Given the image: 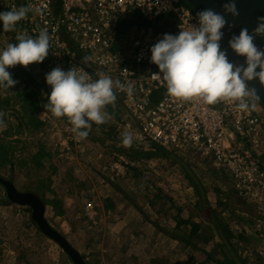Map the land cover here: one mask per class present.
Masks as SVG:
<instances>
[{"label":"rangeland","instance_id":"rangeland-1","mask_svg":"<svg viewBox=\"0 0 264 264\" xmlns=\"http://www.w3.org/2000/svg\"><path fill=\"white\" fill-rule=\"evenodd\" d=\"M6 1L0 0L1 7L4 8ZM139 18L137 15L131 16V20L138 23L141 22ZM137 29L132 26L134 35L138 33ZM14 39L0 25V49L8 43H16ZM12 68L14 71L22 68L33 81L38 84L42 82L43 69L37 63ZM16 80V88H23V79L17 77ZM41 94H44V90ZM3 100H7V105L6 111L0 107L3 114L0 140L13 142L16 151L12 161L16 165L13 170L8 166L1 167L0 176L11 181L19 192H28V184L33 188L38 187V176L43 178L45 184L51 182L50 187L62 200L66 214L53 217L52 209L45 206V218L72 248L87 257L85 261L92 260V264H198L190 263L189 256L193 251L189 246L172 241L154 226L158 222L171 235L184 232L182 228L173 232L174 221L171 217L157 214L155 210L163 205L164 209H170L169 215L191 219L203 229L214 224L219 220L210 213L211 208H216L213 188L226 190L225 179L229 174L225 170H208L207 161L167 149L159 153L157 159L137 158L130 162L120 153L122 149L129 151L130 147L123 145L118 129L117 137L114 131L97 126L87 137L78 138L63 117L58 118L43 111L39 113L43 130L16 135V115L7 111L12 106L17 112L20 110L19 104L14 106L18 102L14 87L6 89L0 86V102ZM262 114L264 116V112ZM107 121L112 126L117 124L111 117ZM88 130H92L91 126ZM40 150L42 155L50 156L42 158L43 166L38 169L32 160ZM114 164H123L124 169L113 168ZM132 166L136 172L130 169ZM186 175L195 183L201 182L199 196L194 194ZM5 196V190L0 185V264H71L56 243L43 234L36 236L33 227H25L24 220L29 214V211H25L27 207L2 201ZM45 197L51 198L52 194L46 193ZM167 198H171L172 203ZM105 199L113 202V211L104 209ZM241 202L248 203L257 209V215L264 216V208L258 209L244 199ZM88 203L97 212L96 220L100 214L96 227L84 215ZM235 208L236 213L252 224L235 219L226 212L222 219L229 216L227 218L234 233L244 231L248 242L234 238L230 245L216 235L215 242H221L223 250L234 260L240 256L250 262L255 261V252L262 254L264 251V221L242 213V205L235 204ZM192 244H196L195 240Z\"/></svg>","mask_w":264,"mask_h":264},{"label":"built area","instance_id":"built-area-1","mask_svg":"<svg viewBox=\"0 0 264 264\" xmlns=\"http://www.w3.org/2000/svg\"><path fill=\"white\" fill-rule=\"evenodd\" d=\"M22 6L30 11L11 32L35 38L41 29L47 30L49 71L57 66L65 71L82 69L92 79L105 73L125 88L131 85V93L114 92L124 113L118 132L132 134L134 149L147 150L155 144L176 152L191 151L225 170L240 198L264 208L261 106L251 98L246 110L230 99L207 104L199 97L178 98L167 92L162 79L153 76L158 68L150 61V48L164 34L177 35L180 28L197 23L196 13L185 0H8L4 9ZM132 15L150 22L169 16L174 23L156 31L140 28L135 35L132 29L126 35L118 32L120 22ZM112 167L124 169L123 164ZM84 215L97 226L91 203L86 204Z\"/></svg>","mask_w":264,"mask_h":264},{"label":"clouds","instance_id":"clouds-1","mask_svg":"<svg viewBox=\"0 0 264 264\" xmlns=\"http://www.w3.org/2000/svg\"><path fill=\"white\" fill-rule=\"evenodd\" d=\"M222 9V12L211 8L200 10L196 13L195 25L180 28L177 35L164 34L150 48V61L158 68V73H153V76L165 82L167 92L172 96L199 97L207 104L230 99L237 102L240 109L246 110L248 98L260 99L256 89L247 82L257 80L264 86V48H258L254 43L256 36L264 37V17H257V26L251 34L245 27L229 39L228 48L237 56L245 57V64L238 66L230 61L220 43L224 36L222 29L226 25L233 27L226 15L231 14L233 19L239 16L236 0H228ZM29 11V7L22 6L0 12L3 30L14 31L16 24L26 18ZM15 39L16 43H8L0 49V86L6 89L17 83L7 69L43 62L51 46V37L45 29H41L35 38L22 32ZM83 59L87 61V58ZM97 76V79H92L82 69L65 71L59 66L45 75L50 93L43 104L44 110L58 118L66 117L78 138L87 137L89 122H106V106L116 100L114 89L132 91L131 85L125 88L105 73ZM2 116L0 113V124L3 123ZM122 137L123 145L130 147L132 134L124 132Z\"/></svg>","mask_w":264,"mask_h":264},{"label":"trees","instance_id":"trees-1","mask_svg":"<svg viewBox=\"0 0 264 264\" xmlns=\"http://www.w3.org/2000/svg\"><path fill=\"white\" fill-rule=\"evenodd\" d=\"M6 11L3 7L0 5V12ZM139 17V16H138ZM140 19V18H139ZM172 17L169 16H164L160 20H157L155 22H150L146 21L143 19H140L141 22H135V20L131 19H126L120 22L117 30L121 34H128L130 30L132 29V26H136L137 28H144V29H151V30H158V29H166V27H169L170 22L172 24L174 23L171 21ZM144 23H143V22ZM2 25V24H0ZM9 33L16 38L15 32H10ZM16 42V39H14ZM48 58L43 62L37 63L40 68L43 69V79L40 84L36 83L33 81L34 79L30 76V74H27L26 72L23 71L22 68H19L17 71H14V69H7L14 80L17 79V77H21L23 79V88H15V92H17V97H18V102L14 104H19L20 110L18 112L15 110V108L12 106L11 111L16 115V119L18 121L17 124V130H16V135H21L24 133H36L40 132L43 130L44 124L43 122L39 119V113L41 111L46 112V113H51L47 110H44L43 104L47 102L46 96L47 94L50 93V87L46 84L45 82V75L50 72L48 69ZM17 81V80H16ZM42 90H44V94L42 93ZM116 95V94H115ZM7 105V100H3L0 102V107L6 111ZM106 112L108 113V117L113 118L117 124L112 126L109 124V122L106 119V122L102 124H96L94 122H89L92 130H88V134L91 133L97 126L101 127L102 129H109L111 131H114L115 137H117L118 133L116 131L118 124L122 123V119L124 117L123 113V106L121 100L117 97L116 95V100L114 104H110L106 106ZM64 120L73 127V125L69 122V120L66 117H63ZM110 131V132H111ZM110 132L108 133L110 135ZM107 135V134H106ZM120 135V134H119ZM88 136V135H87ZM121 141H122V135H120ZM115 138H113L114 140ZM118 140V139H117ZM130 150L124 151L123 149L120 150V153H122L125 157L129 159L130 162L135 161L137 158H145V159H157L160 157L159 153H164L167 150L155 145L151 144L149 149L147 151L143 150H136L132 146L129 148ZM15 147L13 145V142L11 140L5 141L4 139L0 140V168L3 166H8L11 170L14 169L15 165L12 161L15 153ZM176 152V151H173ZM40 152H37L33 156V162L35 167L38 169L42 168V158L45 156H50V154H41ZM192 152H188L187 154L192 155ZM195 156V155H194ZM207 160H205L206 162ZM208 162V170L210 169H216L214 168L209 161ZM130 169L134 172H136L135 167H130ZM223 170V169H217ZM139 174V173H137ZM227 174V173H226ZM228 175V174H227ZM40 178V179H39ZM186 178L189 181V185L193 188L194 194L199 196V188H201V182H193V180L190 178L189 175H186ZM48 181L50 178H47ZM46 179V180H47ZM43 178L41 176L37 178L38 182V187H31V184H28V189L27 191L30 193L35 194L36 196H39L40 199L43 201L45 206L51 207L53 211V217H63L66 214V209L63 206L62 200L58 199V196L55 194L53 189H51L50 183L45 184L43 182ZM203 186V185H202ZM225 187L226 190H222L221 188L214 187L213 188V193L216 195V208H211L210 213H212L216 218H218L219 221L214 222V224H210L209 226H205V229L201 228L200 224L193 222L191 219H182L178 217H173L170 213V209H164V206L161 205V207L157 210V214H161L167 217H171V220L174 221V226H173V232L175 230H179L182 228L184 232L180 235H171L167 231V229L160 227V224L158 222L154 223L155 227H158V230L163 233L164 235L170 237L172 241L180 242L183 243L186 246H189L193 253L189 256V261L190 263H196L198 264H264V251L262 254H258L255 252V261H248V259H243L240 258V256L236 257V260L231 258L226 254V252L223 250V246L221 242H215V235L219 239H224L232 245V240L234 238L242 241L248 242V239L244 237V231L234 233L233 227L230 225L229 219L227 217L232 216L233 218L237 219H243L245 220L244 216H240V214L236 213V205H242L243 206V211L242 213L247 214L248 217H255L256 219H262L264 221V216H260L256 214V210L254 207H251L248 203L241 202V198L237 195L235 189H234V183L230 175L226 176L225 179ZM46 193L52 194L51 198L45 197ZM203 193V192H202ZM233 199V201H231ZM167 200L172 203L171 198H167ZM2 201H8V199L5 196V200ZM9 202V201H8ZM104 209L109 212L114 210V204L111 202L109 199H105L104 201ZM12 204V203H10ZM219 208V210H217ZM27 214L25 220H24V225L26 228L33 227L36 233V236H43L36 224L31 220L30 217V209L27 207L26 210ZM179 213L181 210L178 211ZM227 213L229 216L225 217L222 219L223 213ZM100 218V214H99ZM98 218V220H99ZM249 225L252 224L251 221L245 220ZM206 230L209 232H206ZM218 231V232H217ZM187 235V237H186ZM195 240L196 244H192L193 241ZM210 243V244H209ZM237 252L236 250H234ZM1 252V250H0ZM82 259L85 261L87 258L86 256L82 255ZM69 260V258H68ZM202 260V261H201ZM70 261V260H69ZM71 263V261H70ZM86 264H92V260H87L85 261ZM72 264V263H71ZM178 264V263H177ZM180 264V263H179Z\"/></svg>","mask_w":264,"mask_h":264},{"label":"water","instance_id":"water-1","mask_svg":"<svg viewBox=\"0 0 264 264\" xmlns=\"http://www.w3.org/2000/svg\"><path fill=\"white\" fill-rule=\"evenodd\" d=\"M195 13L200 10L211 8L216 12H222V5L228 0H185ZM239 16L235 19L231 14L226 15L229 23L233 27L228 28L227 25L222 29L224 36L220 41L221 46L227 51L229 59L236 65H244L245 57L237 56L231 49L228 48V41L232 35H238L241 28H247L251 34L257 26V17H264V0H236ZM254 43L258 48H264V37L256 36ZM246 66V65H245ZM256 71H259L257 68ZM250 87L256 89L259 100H255L264 112V86L259 84L257 80L247 82ZM0 185L5 190V195L8 201L12 204L25 206L30 209L31 220L36 224L40 232L56 243L62 251L67 255L72 264H86L81 255L71 247L68 241L59 232L54 230L45 218V205L43 201L33 193L19 192L15 185L7 179L0 176Z\"/></svg>","mask_w":264,"mask_h":264},{"label":"crops","instance_id":"crops-1","mask_svg":"<svg viewBox=\"0 0 264 264\" xmlns=\"http://www.w3.org/2000/svg\"><path fill=\"white\" fill-rule=\"evenodd\" d=\"M49 207V206H48ZM51 208V207H50ZM59 218V217H58Z\"/></svg>","mask_w":264,"mask_h":264}]
</instances>
